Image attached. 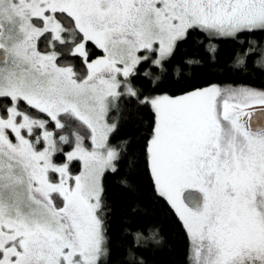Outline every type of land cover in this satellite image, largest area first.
<instances>
[{
    "label": "snow or ice",
    "instance_id": "6c2138e0",
    "mask_svg": "<svg viewBox=\"0 0 264 264\" xmlns=\"http://www.w3.org/2000/svg\"><path fill=\"white\" fill-rule=\"evenodd\" d=\"M193 32H264V0H0V264H106L122 104L152 111L144 167L190 264H264V87L153 94Z\"/></svg>",
    "mask_w": 264,
    "mask_h": 264
},
{
    "label": "trees",
    "instance_id": "16d2710c",
    "mask_svg": "<svg viewBox=\"0 0 264 264\" xmlns=\"http://www.w3.org/2000/svg\"><path fill=\"white\" fill-rule=\"evenodd\" d=\"M240 41L230 38L209 41L204 34L193 32L187 42L179 45L175 59L168 64L169 71L153 94H181L209 84L264 87V32L241 36ZM209 47L215 49L214 54ZM248 48L253 52L245 56ZM91 50L99 52L94 47ZM238 56L244 60L243 65L238 64ZM71 62L80 67L75 58H71ZM152 71L158 74L155 69ZM133 83L142 90L154 87L143 76ZM121 109L119 115L110 113V118H117L119 123L109 141L115 146L128 142V148L119 172L105 175V197L111 208L107 220L110 255L106 264H139L141 260L144 264H190L185 231L169 205L154 195L144 167V143L154 118L152 111L147 107L132 108L123 104ZM120 115L125 118L120 119ZM122 180H127L132 187H124ZM152 229L162 238L159 245L152 241L135 243L137 232L147 236ZM129 251L134 260H129Z\"/></svg>",
    "mask_w": 264,
    "mask_h": 264
},
{
    "label": "rangeland",
    "instance_id": "374dc122",
    "mask_svg": "<svg viewBox=\"0 0 264 264\" xmlns=\"http://www.w3.org/2000/svg\"><path fill=\"white\" fill-rule=\"evenodd\" d=\"M262 62L264 63V54H263V58H262ZM220 86V85H219ZM221 87H224V88H226V87H233V86H221ZM110 142V141H109ZM111 143V142H110ZM112 144V143H111ZM115 146V145H114Z\"/></svg>",
    "mask_w": 264,
    "mask_h": 264
}]
</instances>
